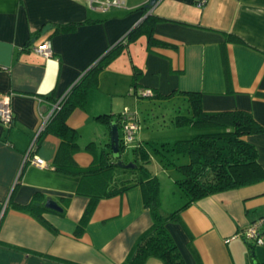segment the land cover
I'll list each match as a JSON object with an SVG mask.
<instances>
[{
	"label": "crops",
	"instance_id": "crops-1",
	"mask_svg": "<svg viewBox=\"0 0 264 264\" xmlns=\"http://www.w3.org/2000/svg\"><path fill=\"white\" fill-rule=\"evenodd\" d=\"M91 1L0 0V96L11 94L14 115L10 128L0 123V264H123L152 225L140 189L133 188L101 200L84 233L76 236L89 199L76 195L77 177L54 169L60 139L52 134L41 137L35 155L45 167L23 165L42 116L49 112L40 99L59 97L93 67L123 30L134 27L139 15L134 11L149 0H128V9L109 10L90 6ZM198 1L158 0L145 16H155L153 37L164 45L149 49L142 35L97 74L85 107L75 109L67 120L78 133L73 159L79 167L90 166L109 150L110 122L96 117L130 111L125 92L132 93L135 72L136 93H198L204 112L247 111L264 127V0H206L201 8ZM68 24L75 26L72 31H58ZM45 26L50 29L43 34ZM45 40L52 48L48 59L32 51ZM109 75L111 85L105 78ZM103 87L110 88L109 101L103 98ZM92 124L97 137L82 132ZM246 140L256 148L264 169V133ZM38 194L44 204L47 198L57 202L63 215L49 210L37 218L22 210ZM261 219L264 180L195 202L168 230L183 264H264V222L262 245L241 237ZM144 264L163 262L151 257Z\"/></svg>",
	"mask_w": 264,
	"mask_h": 264
},
{
	"label": "trees",
	"instance_id": "trees-1",
	"mask_svg": "<svg viewBox=\"0 0 264 264\" xmlns=\"http://www.w3.org/2000/svg\"><path fill=\"white\" fill-rule=\"evenodd\" d=\"M148 9L140 6L134 13L136 17L134 27L130 28L119 40L110 46L98 61H94L86 72L66 88L59 96L52 94L41 98V102L48 107L47 121L34 142V152L38 148L41 137L52 134L60 139L55 159L54 169L64 175L74 176L79 179L76 195L86 197L89 203L76 226V236H81L101 200L110 199L133 188H139L142 193L144 208L148 209L152 219L151 227L138 239L134 250L123 264H144L148 258L160 259L163 264H183L176 243L168 230V226L180 223V214L195 202L230 190L250 186L264 180V169L258 161L256 148L246 140L252 134L264 133L261 126L250 112L242 110L204 112L201 107V96L198 93H185L183 99L188 104L189 115H176L172 124L175 127H191L201 133L189 140L177 141L169 147L173 154L187 156L188 163L175 166L181 179L176 181V187L185 198L184 203L175 211L164 214L159 202V183L155 177L150 176L144 168L148 163L147 152L144 146L135 142L139 131V122L136 114L134 121L137 130L133 136V152L135 157L141 156L144 164L134 162L133 169L119 168L111 157L110 149L103 152L98 160L86 168L79 167L74 162V155L78 151L77 131L67 126V120L77 108L85 107L90 89L97 85V74L120 52L138 37L146 35L148 48H160L164 44L153 37L154 15L145 14ZM141 19V20H140ZM75 26L68 24L59 28L60 32L72 31ZM240 41L239 39H234ZM37 46V45H36ZM35 47V46H34ZM33 47V48H34ZM134 73L132 93L136 94ZM10 94V93H8ZM166 98L154 94L149 98ZM123 112L108 115L102 114L97 120L109 121L122 129L121 117ZM11 124L5 128H10ZM122 132V131H121ZM123 133H121L120 150L124 148ZM109 147V144H106ZM167 147V150L169 149ZM161 156L166 158L163 152ZM120 171V172H119ZM25 212L40 218L44 212V199L36 195L33 202L22 207ZM63 208L60 215H63Z\"/></svg>",
	"mask_w": 264,
	"mask_h": 264
},
{
	"label": "rangeland",
	"instance_id": "rangeland-1",
	"mask_svg": "<svg viewBox=\"0 0 264 264\" xmlns=\"http://www.w3.org/2000/svg\"><path fill=\"white\" fill-rule=\"evenodd\" d=\"M124 2V0H121ZM128 0H126V6L122 8L128 9ZM116 8V7H112ZM124 19L121 22H126ZM132 23V22H131ZM130 23V25H131ZM125 30L120 34V37L124 35ZM107 84H112V76H107ZM150 73H146V79H150ZM106 89L102 88L103 98L107 101L110 100V95ZM148 92V89H144ZM151 91V89H149ZM106 91V92H105ZM129 89L125 92V97L131 101L130 111L135 113L139 122V131L137 132V142L142 144L146 148L148 163H145L143 158L135 157L133 148L134 144L127 146L121 150V155L118 162L124 164L138 163L144 164V168L148 171L150 176L155 177L159 183V202L161 211L164 214L178 209L185 201L182 200V196L178 188L176 187V181L181 179L180 173L176 170L175 166L184 165L188 163L187 156L175 155L172 153L169 147H172L177 141L189 140L201 133L191 127H175L172 122L176 115H189V109L187 102L183 97L167 96L166 98H148L139 97V94L129 93ZM152 92V91H151ZM117 100L114 99V104H117ZM96 125H87L82 132H89L92 137H97ZM81 133V132H80ZM123 139V136H122ZM98 143V144H97ZM96 144L99 145V142ZM167 147L169 148L167 150ZM160 152L166 155V158L162 157ZM120 172V171H119Z\"/></svg>",
	"mask_w": 264,
	"mask_h": 264
},
{
	"label": "built area",
	"instance_id": "built-area-1",
	"mask_svg": "<svg viewBox=\"0 0 264 264\" xmlns=\"http://www.w3.org/2000/svg\"><path fill=\"white\" fill-rule=\"evenodd\" d=\"M206 3V0H199L197 2V7L201 8L204 6ZM95 5V6H94ZM124 5V2L121 0H106V1H100V0H94L90 2V6H94L98 9L102 10H109L112 7L116 8H122ZM32 51L44 58L48 59L52 56V48H51V43L48 40L43 41L41 44L35 46L32 48ZM137 94L143 96V97H150L152 95V92L148 90V92H145L143 89H139L137 91ZM10 98L11 94H2L0 96V123L7 127L11 124L13 120V111L11 109L10 105ZM48 116H42L41 124L38 129V132L32 142V145L30 146L29 150L27 151L26 155L24 156L23 160V165L26 163H31L36 167H45V162L38 156L34 155V142L35 139L37 138L38 134L40 131L43 129L46 121H47ZM121 125H122V133H123V145L124 148L129 146L133 142V136L135 131L137 130V124L134 121V114L131 113L128 110L123 111L122 117H121ZM264 220H258L254 223H252L247 229H245L241 237L244 239L246 242H250L255 245H262L263 244V239H262V233L260 231V228L263 224Z\"/></svg>",
	"mask_w": 264,
	"mask_h": 264
},
{
	"label": "water",
	"instance_id": "water-1",
	"mask_svg": "<svg viewBox=\"0 0 264 264\" xmlns=\"http://www.w3.org/2000/svg\"><path fill=\"white\" fill-rule=\"evenodd\" d=\"M157 2H158V0H149L145 4V8L146 9H152V8L155 7ZM49 29H50V26H45L43 28L42 33L45 34ZM120 139H121V137L119 135V129H118V127H117V125L115 123H112L110 125V127H109L108 144H109V149H110V152H111V157H112L113 160H116V161L119 160L120 155H121L120 154L121 153V150H120ZM116 165L119 168H123V169H133V168L136 167L133 163L124 164L122 162H117ZM44 207L47 210H50V211H53V212H56V213H61L62 212V208L52 198H47L46 199Z\"/></svg>",
	"mask_w": 264,
	"mask_h": 264
}]
</instances>
